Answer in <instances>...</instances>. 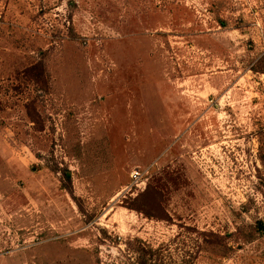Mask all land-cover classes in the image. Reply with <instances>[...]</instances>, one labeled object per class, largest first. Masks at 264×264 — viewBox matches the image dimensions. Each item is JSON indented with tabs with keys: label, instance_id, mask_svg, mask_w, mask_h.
I'll return each instance as SVG.
<instances>
[{
	"label": "rangeland",
	"instance_id": "obj_1",
	"mask_svg": "<svg viewBox=\"0 0 264 264\" xmlns=\"http://www.w3.org/2000/svg\"><path fill=\"white\" fill-rule=\"evenodd\" d=\"M262 226L264 0H0V264H264Z\"/></svg>",
	"mask_w": 264,
	"mask_h": 264
},
{
	"label": "built area",
	"instance_id": "obj_2",
	"mask_svg": "<svg viewBox=\"0 0 264 264\" xmlns=\"http://www.w3.org/2000/svg\"><path fill=\"white\" fill-rule=\"evenodd\" d=\"M143 178H144L143 172L139 168H133L130 171L131 182L138 189L141 187L142 184H144Z\"/></svg>",
	"mask_w": 264,
	"mask_h": 264
},
{
	"label": "trees",
	"instance_id": "obj_3",
	"mask_svg": "<svg viewBox=\"0 0 264 264\" xmlns=\"http://www.w3.org/2000/svg\"><path fill=\"white\" fill-rule=\"evenodd\" d=\"M261 229L264 231V227L262 226ZM161 264H164V263H161Z\"/></svg>",
	"mask_w": 264,
	"mask_h": 264
}]
</instances>
